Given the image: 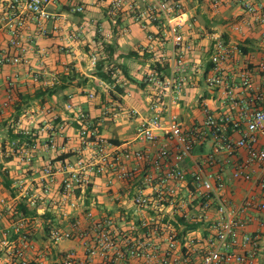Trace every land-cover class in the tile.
<instances>
[{
  "label": "built area",
  "instance_id": "2783aa9c",
  "mask_svg": "<svg viewBox=\"0 0 264 264\" xmlns=\"http://www.w3.org/2000/svg\"><path fill=\"white\" fill-rule=\"evenodd\" d=\"M99 1L105 5V14L111 21L126 14L147 33L150 41L154 36L152 29L165 30L171 37L174 66L167 77L159 76L155 70L144 75L147 84L163 92L154 95L150 104L152 116L141 120L135 131V139L140 143L163 142L153 156L116 147L98 135L84 111L67 104L66 109L74 110L81 123L78 135L89 152L87 158L77 156L64 164L66 176L59 186L60 203L77 209L76 192L88 189L95 177H104L108 189L117 181L133 187L128 202L134 212L131 216L120 212L115 217H95L87 211L85 227L73 222L65 231L53 225L50 239L54 243L80 240L87 264H257L261 237L244 229L255 223L264 232V218L260 217L264 215V62L255 70L260 79L257 87L252 80L253 71L246 65L242 68L241 92L237 93L234 82L225 77L220 65L241 55V50L215 38L210 55L213 67L205 83L209 89L221 90L223 102L236 114L215 117L203 105L204 120L184 128L170 106L179 100L183 86L191 81L192 69L186 53L193 50V43L180 31L188 21L187 0ZM232 1L248 15L245 22L231 26L234 32L264 26L263 3ZM62 3L71 13L85 11L80 0H0V32L8 36V49L0 53V66L27 62L26 37L32 36L31 27L35 37L60 30L61 15L53 8ZM210 4L214 11L219 8L218 0H210ZM79 30H72L69 37L77 38ZM262 38L264 42V33ZM20 133L28 135L29 131ZM201 147L207 150L195 155V149ZM44 148L48 152L57 149L52 139ZM37 150L38 144L34 142L16 151L22 162L30 165ZM187 162L191 163L190 170ZM41 173L48 181L42 195H47L53 183L51 165L43 167ZM228 183L246 187L238 200L233 198ZM184 224L196 225L197 229L184 232ZM29 245L28 234L24 233L15 250L19 264H27L23 254ZM78 262L72 251L61 264Z\"/></svg>",
  "mask_w": 264,
  "mask_h": 264
},
{
  "label": "crops",
  "instance_id": "0c3cea01",
  "mask_svg": "<svg viewBox=\"0 0 264 264\" xmlns=\"http://www.w3.org/2000/svg\"><path fill=\"white\" fill-rule=\"evenodd\" d=\"M80 1L85 6L81 14L71 13L65 3L53 8L61 15L59 31L35 37L31 27L32 36L26 37L29 50L25 54V64L0 66V166L7 169L12 192L16 194L12 197L11 192L3 187L0 175V264H19L15 250L19 247L21 235L18 237L17 231L27 233L30 240L29 248L23 254L27 264H61L63 257L72 251L79 258L76 264H87L80 240L54 243L50 232L45 233L44 228L50 230L55 225L68 231L73 222L85 227L87 211H92L95 217H115L120 212L131 216L134 212L128 202L134 193L133 187L117 181L108 189L104 177H95L88 189L76 192L77 209L71 210L60 203L59 186L66 176L64 164L77 156L87 158L89 152V147L78 135L81 123L74 110L66 109L67 104L84 111L98 135L116 147L141 150L153 156L163 142L159 140L156 145L140 143L135 139V131L141 120L152 116L150 104L154 95L163 92L147 84L144 75L155 70L159 76L167 77L174 66L171 37L165 30L152 29L154 36L150 41L147 33L126 14L122 13L116 21H111L101 1ZM218 1L216 11L210 0H187L185 5L188 21L180 31L187 41L193 43V50L186 53L192 69L191 81L183 86L179 100L170 106L184 128L204 120L203 105L215 117L236 114L223 102L221 90L209 89L205 83V77L213 67L210 53L215 38L241 50V55H235L220 65L225 77L234 82L235 91L241 92L239 72L245 65L253 71L254 86L259 85L255 70L264 62V26L234 32L231 26L245 22L248 15L232 0ZM249 1L264 4V0ZM75 28L80 29L79 35L70 38ZM7 41V34L0 32V53L7 51ZM98 72H109L112 82L98 78ZM53 86L61 88L46 100L45 105H39L40 100H27L28 95L36 90ZM89 94H93V99L88 98ZM10 130L14 134L26 130L36 136L38 150L30 165L22 162L19 153L4 163V159L13 153L7 136ZM50 139L57 147L55 152L44 148ZM202 149L203 152L207 150ZM48 164L54 172L53 183L49 185V194L42 195L48 181L41 171ZM186 164L189 169L191 163ZM225 177H229V171ZM228 184L235 200L246 190L245 186ZM20 198H24L29 210L35 213L33 217L15 215L14 208ZM260 217L264 218V215ZM244 232L260 235L256 263L264 264V232L255 223L246 227Z\"/></svg>",
  "mask_w": 264,
  "mask_h": 264
},
{
  "label": "trees",
  "instance_id": "16d2710c",
  "mask_svg": "<svg viewBox=\"0 0 264 264\" xmlns=\"http://www.w3.org/2000/svg\"><path fill=\"white\" fill-rule=\"evenodd\" d=\"M211 55V53H210ZM211 62V61H210ZM100 70V68L98 69ZM98 78L102 79L105 82L111 83L112 81H110V73L109 72H98L96 73ZM61 87L60 86H53L50 88H45V89H38L36 90L32 95H28L27 100L31 101V102H36L38 100L39 101V105H45L46 100L50 99L57 90H59ZM8 140L9 143L11 144V147L14 149L12 155H9L7 158L4 159V163L8 162L11 160V158L13 157V155L17 154V148H19L20 146L25 147L26 145H31L35 142L36 136L33 135V133H30L28 135H25L23 133H16L14 134L12 130L8 131ZM203 147L197 149L194 152H198L201 153L203 152ZM0 175L2 177V181H3V187L5 189H8L11 192V196L14 197L16 194L14 192H12V182L8 179L9 177V173L7 171L6 168H3L0 166ZM14 213L15 215L17 214L20 217H33L34 214L31 212V210H29V205L26 203L24 198H20L17 203L16 206L14 208ZM178 222L182 223V220H178ZM197 226L193 225V224H184V232L186 231H193L196 230ZM44 232L45 233H49L50 230L48 227L44 228ZM24 233H21V231H17V236L19 237L20 235L22 236Z\"/></svg>",
  "mask_w": 264,
  "mask_h": 264
}]
</instances>
